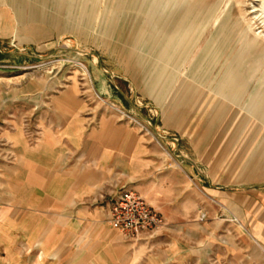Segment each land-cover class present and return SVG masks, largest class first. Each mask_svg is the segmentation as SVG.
Masks as SVG:
<instances>
[{
  "label": "crops",
  "instance_id": "crops-1",
  "mask_svg": "<svg viewBox=\"0 0 264 264\" xmlns=\"http://www.w3.org/2000/svg\"><path fill=\"white\" fill-rule=\"evenodd\" d=\"M15 2L0 0L1 27L18 21ZM117 65L90 64L94 89L133 109L118 83L136 89L135 71ZM149 78L138 85L164 148L78 81L21 88L12 100L26 107L2 100L0 264H264V133L234 125L227 102L199 109L194 82ZM122 188L163 217L152 241L127 242L109 226Z\"/></svg>",
  "mask_w": 264,
  "mask_h": 264
},
{
  "label": "rangeland",
  "instance_id": "rangeland-1",
  "mask_svg": "<svg viewBox=\"0 0 264 264\" xmlns=\"http://www.w3.org/2000/svg\"><path fill=\"white\" fill-rule=\"evenodd\" d=\"M10 7L18 21L0 26V106L9 97L11 107H26L12 100L25 88L54 82L58 89L78 81L98 105L153 122L158 111L144 96L142 82L174 74L181 89L194 82L201 90L200 97H191L200 101L199 109L227 102L234 125H248L251 136H263L264 0H16ZM93 62L131 63L137 88L128 91L120 81L118 86L132 96L133 109L94 89ZM155 137L153 132L157 143Z\"/></svg>",
  "mask_w": 264,
  "mask_h": 264
},
{
  "label": "built area",
  "instance_id": "built-area-1",
  "mask_svg": "<svg viewBox=\"0 0 264 264\" xmlns=\"http://www.w3.org/2000/svg\"><path fill=\"white\" fill-rule=\"evenodd\" d=\"M96 96L103 101L100 95L96 94ZM111 106L120 120L136 126L141 133L153 136L149 121L139 119L136 115L116 106ZM156 141L161 148H164L159 139L156 138ZM109 205L108 224L127 242L150 240L165 225L163 217L131 189L122 188L109 202Z\"/></svg>",
  "mask_w": 264,
  "mask_h": 264
}]
</instances>
